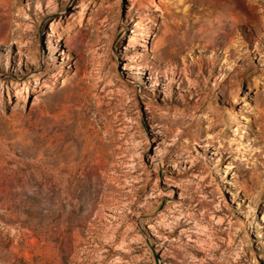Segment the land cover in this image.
Listing matches in <instances>:
<instances>
[{"label":"rangeland","instance_id":"rangeland-1","mask_svg":"<svg viewBox=\"0 0 264 264\" xmlns=\"http://www.w3.org/2000/svg\"><path fill=\"white\" fill-rule=\"evenodd\" d=\"M0 264H264V0H0Z\"/></svg>","mask_w":264,"mask_h":264},{"label":"bare ground","instance_id":"bare-ground-1","mask_svg":"<svg viewBox=\"0 0 264 264\" xmlns=\"http://www.w3.org/2000/svg\"><path fill=\"white\" fill-rule=\"evenodd\" d=\"M133 67H135V66L133 65ZM228 111H229V110H228ZM228 113H230V112H228ZM158 166H161V164L158 163Z\"/></svg>","mask_w":264,"mask_h":264}]
</instances>
